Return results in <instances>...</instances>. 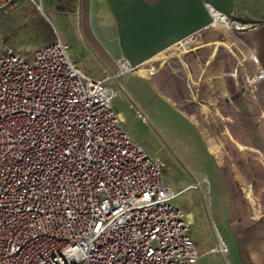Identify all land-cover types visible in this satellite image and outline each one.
<instances>
[{
  "label": "built area",
  "instance_id": "1",
  "mask_svg": "<svg viewBox=\"0 0 264 264\" xmlns=\"http://www.w3.org/2000/svg\"><path fill=\"white\" fill-rule=\"evenodd\" d=\"M22 1L0 0V13ZM209 9L212 25L257 28ZM224 51V60L231 54L242 72L257 76L253 87L264 81L254 53L222 39L205 42L199 33L136 67L118 59L110 79L119 83L135 70L153 76L175 59L184 83L196 87ZM238 92L251 102L246 87ZM114 97L106 81L72 63L60 40L30 59L0 48V264L197 263L189 222L162 165L122 128ZM213 251L228 253L223 243Z\"/></svg>",
  "mask_w": 264,
  "mask_h": 264
},
{
  "label": "crops",
  "instance_id": "2",
  "mask_svg": "<svg viewBox=\"0 0 264 264\" xmlns=\"http://www.w3.org/2000/svg\"><path fill=\"white\" fill-rule=\"evenodd\" d=\"M34 1L37 7L40 9L44 7L65 22H67L68 16L76 20L81 30L82 41L94 53L99 64L103 67V76H92L79 69L86 76L106 81L107 87L111 89L109 83L115 86L122 85V83L126 84L130 76L137 75L142 84L153 88L159 96V100L168 108L169 106L178 107L183 102H194L193 106L185 110L189 111L187 115L178 110L179 108H176L177 113H174L178 120L176 130L181 137L183 136V139H187L186 144L192 155L190 160L194 165L192 176L195 173L203 174L221 170L222 166L226 165L227 157L231 154L228 144L233 145L238 150L244 165L252 159L244 157V151L249 150L246 144L248 141L250 150L253 151L254 155L256 154L258 151L257 144L256 147L254 145L257 143L259 125L261 124L264 129V81L256 83L253 87V82L257 76L251 75L247 70L242 72L241 63L231 54L225 60V51L216 57L213 66L205 73L200 84H196V87L184 83L176 63H171L167 68L170 71L169 74L160 71L150 76L143 70H135L139 73H129L119 83L111 80L110 77L118 73V66L116 65L118 59L123 58L131 67H136L160 55L189 35L197 33L205 42L222 39L227 45L235 43L244 55L254 53L258 58L260 69L264 71V6L260 5L257 0ZM209 8L231 19L241 20L245 24H255L257 28L242 32H230L220 25H212L213 18ZM56 40L60 39L57 38ZM210 53L211 48L205 49L201 53L203 63ZM216 63L218 66L215 65ZM248 66L250 67L251 63ZM251 71L253 72V69ZM238 72H240L249 92L247 98L251 102L246 101L238 92V88L241 92L242 89H245L239 84V81L235 82L232 78L237 77ZM170 74H173V77L169 83L170 80L167 79L166 75ZM168 83L171 86H177L176 90L173 86L170 88L173 91L172 94L168 93ZM132 88L135 97L146 98L142 90L136 91L134 86ZM111 90L115 93L114 106L118 102L119 91L117 88ZM116 113L121 120L122 128L127 132L132 142L136 144L129 129L124 126L123 114L121 112ZM217 124H219L220 135L216 151L214 146L206 140L208 134L216 131ZM216 154L220 156L219 161ZM149 157L157 160L153 156ZM229 170L235 169L230 167ZM247 174L251 176L248 169ZM194 177L193 181L199 187L202 178ZM251 182L257 183L258 181L251 177ZM252 183L249 184L246 195L256 220L252 219L249 212L246 213V220L252 229L250 236L253 238L257 253L252 254L250 252L249 257L242 256V254L238 256L236 254L237 248L230 242V229L219 227L216 218L213 217L215 225L219 227L218 234L215 235L214 241L212 240L213 247L210 249L200 252L196 247L198 255H200L196 264H264V206L261 205L262 198L255 197ZM167 186L171 189L168 184ZM260 191L261 194H264V188L261 184ZM183 192L185 190L174 194L178 196ZM186 217L191 226L188 215ZM190 234L192 236L191 229ZM220 235L226 241L219 238ZM192 239L194 241L193 236ZM220 243L227 247V254L221 255L213 251ZM243 251L241 250L242 253Z\"/></svg>",
  "mask_w": 264,
  "mask_h": 264
},
{
  "label": "rangeland",
  "instance_id": "3",
  "mask_svg": "<svg viewBox=\"0 0 264 264\" xmlns=\"http://www.w3.org/2000/svg\"><path fill=\"white\" fill-rule=\"evenodd\" d=\"M257 2L264 6V0H257ZM57 38L68 46V57L78 69L92 76L104 75L103 67L82 41L81 30L71 16H68L65 22L44 7L40 9L30 0H23L17 8L7 14L0 13L1 50L11 49L25 59H30L36 50ZM171 52L164 53L156 59L163 61ZM171 63H176L180 69L178 61L171 59L161 71L169 74L170 71L167 68ZM215 65L218 66L217 63ZM166 77L170 83L173 74ZM238 81L241 86H244L241 76ZM169 83L168 93L172 94L173 91L170 88L173 86L176 90L177 86H171ZM108 85L111 89L117 88L119 91L118 102L113 109L123 114L124 126L131 132L133 141L149 156L157 158V161L161 163L163 179L173 193L185 190L176 197L174 203L188 215L197 249L202 252L213 247L215 235L218 234L217 230L222 227L230 229V242L237 248L238 256L242 254L249 257L250 252L256 254L253 238L250 236L252 229L246 220V213L249 212L253 220H256V217L248 202L246 191L252 183L251 177L264 188V129L261 124L258 129L257 143L254 145L256 147L257 144L258 149L255 155L250 150L249 141L246 143L249 150L244 151V157L252 159L244 165L238 150L228 144L231 154L221 170L194 174L202 178L201 185L198 187L193 181L194 165L190 161L192 155L186 144L187 139H183L176 130L178 120L175 114L178 107L169 106L168 108L159 100L153 88L142 84L137 75L130 76L126 84L115 86L109 83ZM132 86L136 87V91L142 90L146 98L135 97ZM244 91L245 89H242V93ZM182 112L187 115L189 111ZM219 135V124H217L216 131L208 134L206 140L214 146L216 151ZM216 158L220 160L218 154ZM230 167L235 170H229ZM247 169L251 176L247 174ZM258 182L252 183L253 190L256 198H262L261 205L264 206V194H261ZM213 217L216 218L219 227L215 225ZM218 237L226 241L223 236ZM241 250H244L243 253Z\"/></svg>",
  "mask_w": 264,
  "mask_h": 264
},
{
  "label": "water",
  "instance_id": "4",
  "mask_svg": "<svg viewBox=\"0 0 264 264\" xmlns=\"http://www.w3.org/2000/svg\"><path fill=\"white\" fill-rule=\"evenodd\" d=\"M194 102L193 101H188V102H183L178 105V108L183 111L186 110L187 108L193 106Z\"/></svg>",
  "mask_w": 264,
  "mask_h": 264
}]
</instances>
